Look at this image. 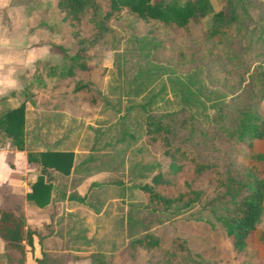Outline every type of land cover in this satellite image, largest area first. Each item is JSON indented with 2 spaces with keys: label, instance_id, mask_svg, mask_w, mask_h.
Listing matches in <instances>:
<instances>
[{
  "label": "rangeland",
  "instance_id": "obj_1",
  "mask_svg": "<svg viewBox=\"0 0 264 264\" xmlns=\"http://www.w3.org/2000/svg\"><path fill=\"white\" fill-rule=\"evenodd\" d=\"M57 1L0 0V41L6 44L0 53L22 57L21 49L34 50L41 57L21 80L22 89L0 98V110L25 102L27 152L74 153L71 173L56 174L44 207L30 205L23 189L12 193L9 185H0V208L21 215L36 232L33 246L25 245L23 264H36L41 251L64 253L67 264H89L95 252L112 264H264V216L246 248L235 252L219 219L224 206L213 202L223 170L262 168L249 156L264 150L263 142L238 146L236 153L224 139L198 133L188 138L179 130L172 143L184 151L182 168L172 173L160 138L146 132L147 114L181 115L182 107L208 130L216 107L245 89L255 69L264 72V0H248L246 14L231 26L229 48L211 53L208 47L199 52L195 44L212 13L187 33L122 10L104 21L107 31L98 36L90 9L79 20L64 18ZM226 1L210 0L213 12ZM96 2L100 21L109 3ZM52 65L58 73L71 68L72 74L47 77ZM35 75L44 87L37 86ZM259 110L264 116V102ZM0 148L15 147L0 135ZM196 162L213 167L197 173ZM259 176L264 178V169ZM191 191L200 195L187 208L179 203L166 208L151 198L156 192L186 200L193 198ZM69 193L86 195L84 203L68 199ZM146 233L159 238V245L128 247ZM18 257L5 253L0 242V264H17Z\"/></svg>",
  "mask_w": 264,
  "mask_h": 264
},
{
  "label": "trees",
  "instance_id": "obj_2",
  "mask_svg": "<svg viewBox=\"0 0 264 264\" xmlns=\"http://www.w3.org/2000/svg\"><path fill=\"white\" fill-rule=\"evenodd\" d=\"M248 0H227L217 11L213 12L210 0H108L109 11H106L99 21L97 12L99 5L96 0H58V8L64 12V18L79 20L86 9L91 10L90 20L97 25L98 36L106 33L104 24L113 14L122 10L127 11L142 19H155L166 25L182 29L190 33L192 28L200 26L202 19L212 13L210 25L196 37V47L200 52L208 47V52L214 48H229L227 41L231 36V26L239 22L241 16L246 14ZM78 55L70 56L71 60ZM82 64V63H81ZM84 67V64L80 65ZM247 72L248 69H247ZM72 74V69L59 71L56 65L49 66L47 77L57 75L67 76ZM246 88H238L230 101L223 102L216 107L209 119V129L200 128L195 116L186 108L182 107L181 115L169 111L160 115L147 114L146 132L151 139L160 138L163 152L169 158L168 168L172 173H177L182 165L179 162L184 151L172 143V137L179 130L187 132V137L192 138L195 134L218 137L224 139L230 147H234L236 153L240 152L241 145L255 147L259 142L264 144V116L260 112V104L264 102V72L255 69L251 72ZM39 87L45 83L37 75ZM244 79V78H243ZM241 79V81L243 80ZM258 86V87H257ZM80 86H76V89ZM14 93V92H13ZM25 102L15 107L0 110V135L7 138L16 149H24V125H25ZM209 131V132H208ZM264 147V146H263ZM256 148V147H255ZM29 162L38 164L39 173L35 181L30 184V191L25 194L27 202L36 207L46 206L52 198L54 179L56 174L67 176L73 167L74 153L71 150L46 149L39 152H27ZM249 159L255 163H261L264 169V150L253 152ZM213 164L196 162L194 170L197 173L211 169ZM260 169V170H261ZM260 170L256 165L245 167L242 171L231 167L223 170L219 177V192L213 202L224 206V213L220 214L226 234L231 238L233 251H243L249 241L251 233L256 229L258 222L264 216V178L259 176ZM237 172V174L235 173ZM154 176L155 182L161 180ZM193 198L184 200L182 194L169 198L151 192V198L161 203L164 207H170L173 203H179L187 208L199 198L198 191H191ZM68 199L84 203L86 195L69 193ZM36 232L27 228L23 217L8 208H0V239L3 241L5 253L14 251L19 254L17 264H23L25 245L33 246V236ZM264 240V230L262 233ZM159 238L151 233L129 240L128 247L136 250L139 248H152L158 246ZM174 254V252H172ZM64 253L41 251L39 257H35L36 264H67L64 262ZM89 264H112L105 259L102 253H90Z\"/></svg>",
  "mask_w": 264,
  "mask_h": 264
},
{
  "label": "crops",
  "instance_id": "obj_3",
  "mask_svg": "<svg viewBox=\"0 0 264 264\" xmlns=\"http://www.w3.org/2000/svg\"><path fill=\"white\" fill-rule=\"evenodd\" d=\"M23 46L25 45L23 44ZM29 52L30 51H28V53ZM20 53H22L23 56L28 54L23 49H21ZM37 55L40 57L39 54ZM40 58L36 59L35 63L38 60H40ZM35 63L28 69H24L23 67H20L18 69L20 80H22L25 76H27L28 74L27 70L32 71L36 69ZM33 72L34 71H32V73ZM6 100L9 101V99ZM12 107H15V105H13ZM38 173H39L38 164L35 162L28 161L27 151L25 149L20 150L16 148H10V149L0 148V185H4V184L9 185L12 193L14 191L19 192L22 189L23 191L21 192L24 195L27 192H29L30 184L33 181H35ZM63 177H67V176H63ZM0 242L3 243L1 239Z\"/></svg>",
  "mask_w": 264,
  "mask_h": 264
},
{
  "label": "clouds",
  "instance_id": "obj_4",
  "mask_svg": "<svg viewBox=\"0 0 264 264\" xmlns=\"http://www.w3.org/2000/svg\"><path fill=\"white\" fill-rule=\"evenodd\" d=\"M5 47V42L0 41V48ZM38 58L40 57L34 50L23 57H16L8 52L0 53V98H11L12 92L22 89L23 84L18 69L20 67L30 68Z\"/></svg>",
  "mask_w": 264,
  "mask_h": 264
}]
</instances>
